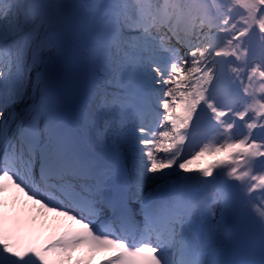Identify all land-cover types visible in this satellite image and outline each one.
I'll return each instance as SVG.
<instances>
[{"label":"snow or ice","instance_id":"6c2138e0","mask_svg":"<svg viewBox=\"0 0 264 264\" xmlns=\"http://www.w3.org/2000/svg\"><path fill=\"white\" fill-rule=\"evenodd\" d=\"M99 250L264 264V0H0V264Z\"/></svg>","mask_w":264,"mask_h":264},{"label":"rangeland","instance_id":"374dc122","mask_svg":"<svg viewBox=\"0 0 264 264\" xmlns=\"http://www.w3.org/2000/svg\"><path fill=\"white\" fill-rule=\"evenodd\" d=\"M211 159V157L203 156L191 161V163L187 167L191 170H195L199 167L205 166ZM111 254L112 253L107 250H99L94 255L86 257L85 264H98V262H102L107 256ZM78 255L79 253H73V259L75 260Z\"/></svg>","mask_w":264,"mask_h":264}]
</instances>
